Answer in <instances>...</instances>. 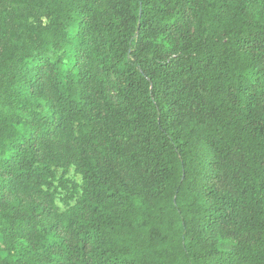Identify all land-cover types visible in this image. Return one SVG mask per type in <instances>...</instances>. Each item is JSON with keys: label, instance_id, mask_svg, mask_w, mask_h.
<instances>
[{"label": "trees", "instance_id": "1", "mask_svg": "<svg viewBox=\"0 0 264 264\" xmlns=\"http://www.w3.org/2000/svg\"><path fill=\"white\" fill-rule=\"evenodd\" d=\"M5 89L0 264H264V0H0Z\"/></svg>", "mask_w": 264, "mask_h": 264}, {"label": "rangeland", "instance_id": "2", "mask_svg": "<svg viewBox=\"0 0 264 264\" xmlns=\"http://www.w3.org/2000/svg\"><path fill=\"white\" fill-rule=\"evenodd\" d=\"M17 103L14 100V95L10 89L0 91V115H8L16 111ZM81 179L74 173L72 169L67 174L63 175L61 171L58 172L56 180L54 181V205H46L47 209L56 207L58 210L63 211L68 205L73 204L75 199L80 194ZM53 220L52 215H49L45 222L50 223ZM0 238V245H1Z\"/></svg>", "mask_w": 264, "mask_h": 264}]
</instances>
